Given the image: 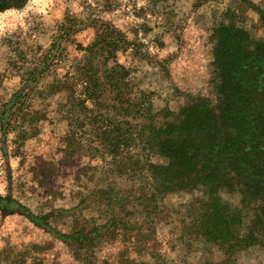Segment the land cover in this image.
Masks as SVG:
<instances>
[{
    "label": "rangeland",
    "instance_id": "1",
    "mask_svg": "<svg viewBox=\"0 0 264 264\" xmlns=\"http://www.w3.org/2000/svg\"><path fill=\"white\" fill-rule=\"evenodd\" d=\"M97 19L122 36L123 94L155 125L197 102L219 106L221 31L248 54L264 43V0H0V264H264V233L241 250L198 233L204 186L160 195L149 225L135 214L134 229L107 226L135 211L109 208L99 190L150 179L136 143L127 156L118 105L109 113L86 89V24ZM126 157L135 172L122 174ZM237 187L215 196L241 208ZM261 206L245 209L246 225Z\"/></svg>",
    "mask_w": 264,
    "mask_h": 264
},
{
    "label": "trees",
    "instance_id": "2",
    "mask_svg": "<svg viewBox=\"0 0 264 264\" xmlns=\"http://www.w3.org/2000/svg\"><path fill=\"white\" fill-rule=\"evenodd\" d=\"M86 26L94 31L83 66L86 89L95 100L110 101L103 104L109 113L118 105L122 112L119 125L126 128L122 140L127 156L136 143L146 156L141 166L143 175L150 179L130 182L120 195L109 185L99 190L98 198L109 208L116 205L122 213L126 208L135 211L125 214L121 226L116 224L120 220H110L107 226L134 229L136 226H127L125 220L135 214L149 225L160 195L204 186L208 203L202 204L198 233L217 245L238 250L259 243L264 233V43L248 54L239 34L221 31L222 48L215 59L220 77L219 106L213 111L206 102H197L183 108L173 120L155 125L148 112L144 114L123 94L124 74L114 63L116 53L123 48L122 36L99 19ZM57 42L50 50L55 51L52 57L59 55ZM138 162L126 157L119 163L122 174L135 172ZM236 186L242 196L241 208H232L215 196L217 188ZM255 202H262V206L253 210L246 225L244 211ZM179 229L183 234V228Z\"/></svg>",
    "mask_w": 264,
    "mask_h": 264
}]
</instances>
